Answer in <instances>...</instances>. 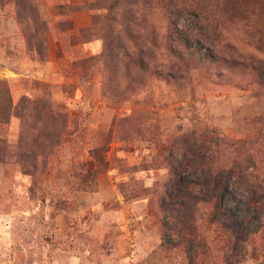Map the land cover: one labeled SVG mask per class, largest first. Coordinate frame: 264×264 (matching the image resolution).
Wrapping results in <instances>:
<instances>
[{
  "label": "rangeland",
  "instance_id": "1",
  "mask_svg": "<svg viewBox=\"0 0 264 264\" xmlns=\"http://www.w3.org/2000/svg\"><path fill=\"white\" fill-rule=\"evenodd\" d=\"M241 2L220 5L213 36L158 0H0V142L37 126L25 99L70 125L47 158L0 159V264H264V231L231 244L206 225L210 204L207 248L189 258L159 204L168 159L197 143L227 178L224 209L264 225V0ZM170 22L200 38L196 55L167 51ZM240 164L241 185L228 175Z\"/></svg>",
  "mask_w": 264,
  "mask_h": 264
},
{
  "label": "trees",
  "instance_id": "2",
  "mask_svg": "<svg viewBox=\"0 0 264 264\" xmlns=\"http://www.w3.org/2000/svg\"><path fill=\"white\" fill-rule=\"evenodd\" d=\"M158 1L167 3L169 7H173L179 13H184L190 18L193 17L198 22L201 21L202 29L213 36H217L220 33L219 19L216 18L220 5L231 6L234 10L244 5L241 0ZM189 2L191 3L189 4ZM32 21L37 27L40 25L37 17H33ZM170 24L173 27L170 28L169 32L171 36L175 33L180 44H177V47L173 44H166L167 51L172 54L177 53L176 56L181 59H184V50H188L191 53L190 56L196 55L198 51L196 46H192L191 42L200 45V38L197 39L191 35L184 37L179 34L180 31L174 22H170ZM203 36L208 38L206 35ZM214 41L218 42V38H215ZM199 48L198 46L197 49L199 50ZM24 104L29 108L27 110L30 115H36L37 126L34 128L29 127L32 132L24 135L17 146L1 141V160H6L8 157L36 160V156L39 153L46 157L49 152L53 153L54 149L60 147L65 142V137L69 135V118L65 110L60 106L55 105L46 98L31 101L25 99ZM6 111V114L3 113L1 117L5 123L9 120L11 99L8 101ZM176 153V156L171 155L168 159L169 178L165 182L159 198L163 224L162 230L164 233L165 229L169 227V220L173 221V227L179 236L178 245L183 246L189 258L197 249L205 251L207 248L206 240L199 232L198 226L197 214L201 205H211L206 225L222 227L227 232L231 244L243 243L252 233L264 231V225L262 224L250 230L246 218H238L236 211L232 208L224 209V191L227 178L220 176L219 171L214 170L213 166L216 163L214 150L209 154L207 149L201 144H194L192 149L190 146L183 144ZM199 171L202 173L199 179H188V177L198 174ZM243 171L244 166L240 164L239 167L228 171V175L234 177L236 179L235 182L241 185V182L247 179ZM162 240H165L164 234Z\"/></svg>",
  "mask_w": 264,
  "mask_h": 264
}]
</instances>
